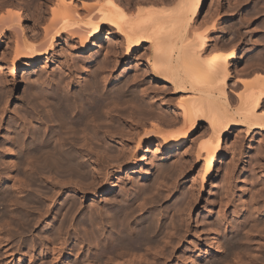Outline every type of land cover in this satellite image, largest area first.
<instances>
[{
    "label": "bare ground",
    "instance_id": "bare-ground-1",
    "mask_svg": "<svg viewBox=\"0 0 264 264\" xmlns=\"http://www.w3.org/2000/svg\"><path fill=\"white\" fill-rule=\"evenodd\" d=\"M25 1L27 3L25 2L22 7L18 2L0 0V51L2 50V53H0V135L4 130L6 134L8 133L4 137H7L5 144L0 145V251L2 252V254L0 253L2 255L0 256V262L16 264L17 261V264H23L25 256L28 257L29 255L31 256L30 258L28 257L30 263H35L36 261L42 263L40 256L43 257V254L40 255V253V256H37L36 253L33 254L32 251L34 249L31 251V255L27 251L28 249L24 250L27 251V254L29 252L28 255L23 254L21 249L13 253L11 250L15 251L14 247L18 243L17 245L13 243L15 244L14 247L8 250L9 248L7 247L10 245H8L9 241L7 240L13 239L16 234L17 236L22 235V233L28 234L27 232L38 226L39 219L42 220L43 217L41 218V215L38 214L42 200L38 201V197L35 194L43 195L47 185L42 187V184L40 185L42 181L39 182V179L44 182H50L53 188L57 186L59 188V191H57L60 192L64 187L71 184L70 182L72 181L69 182L68 179V184L65 180L68 176H79L81 180L80 178L78 180L81 183L84 181L82 177L87 178L89 173L87 169L89 167L86 169L85 162L79 159V152L81 151L84 152L87 161L91 163L90 167L93 170V174L90 171L92 174L91 181L96 182V184L93 186L89 182L91 186L87 184L86 187L89 186L90 188L85 189L84 184L80 185L81 183H78V180L76 181L77 177L76 179L74 177L73 180L75 179V181L73 183L76 182L79 186L75 185L76 183L72 184L74 185L72 189L78 192L82 198L86 194H90L92 198H95L99 196V192H102L104 194L103 197L107 199L114 194L113 198H111L112 200L107 199L98 211L99 225L97 223L98 226H95L97 229L99 227L102 229V234H99L101 232L100 229L98 233L97 229H92L90 227L91 224H89L92 223L91 221L96 220L94 218L96 211L91 214V218L88 216L90 221H88L87 216L85 218L90 226L85 224L86 220H83L84 218L80 220L81 225L85 224L86 228L90 227L88 229L94 230L93 232L91 231L93 235L95 231L96 234L98 233L97 236L101 235V238H97L99 241L101 240V245L104 246V249L115 250L113 252L116 254L121 250L118 253L119 255L124 253V256L129 255L135 260V255L144 253V255L138 256L139 259L146 256L147 253L149 255V252L152 251L148 249H150L151 245L156 244V241L165 240L162 242L164 248L160 246L161 252L158 249L159 246H157L159 242L153 245L158 247L157 249L151 247L155 254L159 250L161 254L158 253L162 255V248L165 249V247H168V251L171 250L173 254L176 247L193 236L195 239L193 243L189 244V250L196 251V249H200L202 250L201 253L203 252L202 254L207 258H210L211 254H218L220 257L215 258L218 259L216 261L220 259V262L225 259L233 261L235 264H247L248 262L252 264L251 262H256L257 258L263 255L259 254L264 249V237H262V235L264 236V209L261 210L264 205L262 204L261 208L255 205L256 200H258L256 195L261 193H256L254 198H252L249 188L248 190L246 189L249 194L248 198L241 201L239 205V207L241 206L240 215L238 214L239 212H234V215L237 216V222L234 224V220L231 218L228 219L232 222H228L227 214L221 213L223 210H221V207L224 203L223 199L225 200L223 205L225 209L229 205L228 203H231V201L228 202L227 198L234 189L243 188H240L242 182L236 187L240 179L238 175L240 174L243 178V176L248 174L244 175L246 171L244 166L248 153L253 149L252 142L257 133L261 136V139L259 146L253 149L254 160L252 162L254 163L251 171H253L254 175L250 176L251 183H249L252 187V178L262 179L261 184L257 182L261 185H259L260 187L258 186L259 189H255L261 190L259 192L264 194V23L263 25L261 24L262 27L261 25L259 26L261 27V30H259L261 36L255 43L254 39L251 40L254 31L251 28L252 13H250L252 17L248 15L250 18L247 17L248 20L246 21L242 18L244 15L241 18L237 14L232 16L230 22H228L230 25L222 28L224 30L222 37L227 39V42H225L228 45L227 47H229L228 51H224L226 49L221 50L224 47L220 48L223 41L222 37H218L219 34L217 36L213 34L216 37L210 41L208 32L201 30V27H204L205 24L203 25V22H201L202 25L197 24V18L206 0H171L170 3L174 1L172 9L165 5L158 7L143 6L146 2L147 4L149 3L148 0H145L146 2L142 3L141 7L140 4H138L139 6L136 5L138 7L134 12H131L130 0ZM158 1L163 4V0ZM240 1L241 5L247 2L245 0V2L243 0ZM150 2L152 1L150 0ZM226 4L228 6V3ZM232 5L235 4L232 3ZM262 9L264 7L261 8V13L263 12ZM215 19H212L210 25H208L212 30L217 26L215 25ZM219 27L221 28V26ZM104 34L107 35L109 43L99 50L98 56L102 55L101 57L103 58L102 65L106 64V62H110L111 64L109 63V65H117L119 58L123 57L131 60L135 56L141 62V67H143L141 69L143 73L141 74H144V76L149 75L161 87L152 83L153 85H151H156L158 89L150 90L151 88H147L148 85L150 86L149 81L146 87L145 84L147 83L144 84V88H147L150 92L147 89H143L140 92L141 89H139L140 95V93L136 92L137 88H135L136 90L131 88L133 84L127 80L128 77L125 75V77L112 81L105 80L104 74L102 77L98 76L101 72L98 73V66H95V61L86 66L85 69L83 68L84 70H81L82 75L85 74L84 80L80 82L77 78L78 82L74 87L70 83H73L75 79L73 81L69 79L71 82L67 80L69 83H65V85L62 83L64 81L62 76L59 82L56 78H51L50 81H46V77L44 79L48 66L55 64L63 69L68 66L66 60L64 61L67 52H70V54H84L91 47H97V43L102 42V35ZM250 41H253L254 45L253 47L251 46L249 56H246L247 67L243 68L238 63V53L241 51V46L251 44ZM257 46L261 47L262 53L260 51L259 53L257 52ZM89 63L91 62L89 61ZM37 65H42L43 67L41 68H44V70H35ZM77 66L78 64L74 68L81 69L77 68ZM18 70L25 72L24 74H30L33 79V83L25 84L26 87H24L22 92L24 95L22 94L21 97L18 96V87L15 83V74ZM137 72L134 75H139ZM107 74L109 73L107 72ZM114 77L113 79L116 78ZM58 78L60 77L58 76ZM81 78L83 79V77ZM135 78L133 77V79ZM60 82L64 86L63 88ZM155 88L152 87V89ZM146 90L152 94L155 101L153 98L152 100L147 98L149 94H146ZM15 103L21 105L23 108L22 112L21 110H19L20 112L17 111L16 116L12 117V121H4L5 116L11 112L10 106ZM113 111H115L114 116L111 114ZM166 114L169 115V118L167 117L169 120H166ZM233 133L236 135L235 140L230 147L223 148L224 141L229 139ZM85 139L87 142L84 141ZM89 140L92 143L89 144ZM152 144H156L154 152L158 156V161L154 163L155 160H150V165L152 164L149 168L150 172L142 173V169L140 171L138 169H140V163L145 157L146 151L144 148L145 146L150 147ZM100 146L102 149H100ZM173 152L181 153L180 156L182 157H179V161L172 160L174 157L172 156ZM6 169L9 170V173L8 171L6 172ZM135 173L141 174L138 179L143 181L137 184L134 183L135 186L129 183L132 191L123 192L124 190L120 189L123 193H117L116 187H118L119 183L125 179L131 180ZM57 175L59 177L62 176L65 180L63 182L61 177V179L58 178V180L62 181L61 184L64 183L67 186H62L58 183L59 181L54 178H57ZM165 179H172L173 184L171 183V185L174 188H177L179 182H185L190 185L189 187L186 185L188 187L186 190L185 188L183 191L178 190V197H176V200H172L174 204L163 213L159 209L170 194L168 183L171 182L167 181V183ZM246 179L245 183L247 182ZM210 180V188L208 189H210L212 199H209V202L204 203L206 205L202 207L200 195ZM254 182L253 184L256 183ZM121 186L119 187L123 188ZM254 187L255 185L252 188L254 189ZM49 190L46 191L48 192ZM46 191L45 193H47ZM261 195L259 196L260 198ZM238 196H236V199H238ZM229 197L231 198V196ZM49 198L52 200L54 196L50 197L48 194ZM51 200L50 202H52ZM260 200L263 201V198ZM70 202L68 201L66 207L64 204L63 209L61 207L60 210L63 211L61 212V217H63L54 222L56 223L55 226L52 223L51 225L47 224L45 237L47 234L50 235L55 229L59 233L61 228L66 227L72 221L71 219L75 216L76 209L79 206L78 203H72L71 200ZM236 203H239V201ZM260 203L257 202L256 204L260 205ZM44 204L46 205L45 202ZM42 206L44 205L42 204ZM217 207H219V210L218 215H216L219 217L222 214L221 223L219 221L220 224L218 221H215L216 223L213 220L214 223L207 221L206 223L210 222L211 224H204L202 230L198 227L201 224V219L199 220L200 224H198L197 220H195V226L192 224V216L190 214L194 210L209 208V216L213 214ZM236 208L238 209L237 206ZM42 209L40 213L46 212L47 207L46 209L44 208L45 210L43 209L44 211ZM37 214L40 216L39 219L38 216L36 218ZM216 215L212 219L217 217ZM76 227L74 226V228ZM79 227L82 230L84 226ZM79 227L76 229L79 230ZM61 232L63 231H60V234ZM83 232L85 231L83 230ZM203 232L209 233L212 238V241L208 240L211 242L208 245H201V242L203 240L205 244L208 243L206 241L209 237H204V235V238L197 236V234L199 235ZM12 233L15 235L5 240V237L10 236ZM81 234H79L80 238H82ZM86 235L84 236L85 238L87 237ZM59 236L61 235L58 234ZM76 236L78 235L76 234ZM54 237L55 240L57 236ZM64 238L62 240L59 237L57 241H65ZM172 238L176 240V243L173 241L174 244H170L172 243ZM51 239L53 240V237ZM45 240L47 241L48 239L45 238L44 242ZM81 240L80 242L82 243ZM90 240L93 239L90 238ZM90 240L88 242L89 245L91 242L93 243ZM85 242L87 243L86 240L83 241V243ZM25 243H27V247L31 244V242L30 244L29 242H24L23 245ZM254 244L256 246L255 250L252 249ZM60 245H55V248H53L51 242L52 248L47 249V253L45 251L46 256L50 258L49 262L46 260V263L66 264L65 257L68 255L61 256L62 248L65 246H61V248ZM101 245L99 244L100 247ZM142 249H146L149 252L145 254L143 251L141 253ZM116 250L118 251L116 252ZM78 251L79 249L76 252H71L77 255ZM100 251L101 253L103 252L102 254L108 252L102 251V248ZM168 251L166 250V253ZM113 252L111 254H114ZM159 254L156 255L159 256ZM107 255L105 257L108 259ZM119 255H117V258ZM123 255L121 256L123 257ZM15 256H18L16 261ZM60 256L61 258H59ZM88 256L90 257V254ZM111 256L109 260L112 258ZM129 256L123 258L128 260ZM164 256L165 254L161 257ZM201 256L197 257V261L202 262L204 260ZM229 256L230 258L232 256L234 260L232 258L230 260ZM75 257H72V259ZM185 257H180L179 261L184 259V262H187L188 258ZM114 258L116 260V256ZM114 258L110 262L115 261ZM215 258H213L214 261L211 258L207 263H204V261L203 263L215 264ZM90 259L93 258L91 257ZM136 259L138 258L136 257ZM142 259L146 260L147 257ZM166 259L169 260L168 257ZM117 260V264L122 261V259L121 261ZM147 260L145 261L147 264L148 262H154L151 260L147 262ZM228 260L227 263L222 262V264H229ZM92 261L94 262V260ZM135 261L138 262V260ZM157 262L161 263V260ZM192 262V260L191 262L189 261V264ZM99 263H101V260ZM111 263L115 264L114 262ZM134 263L136 264V262ZM67 264L69 263L67 262ZM73 264L77 263L73 262ZM137 264H141V262Z\"/></svg>",
    "mask_w": 264,
    "mask_h": 264
},
{
    "label": "rangeland",
    "instance_id": "rangeland-1",
    "mask_svg": "<svg viewBox=\"0 0 264 264\" xmlns=\"http://www.w3.org/2000/svg\"><path fill=\"white\" fill-rule=\"evenodd\" d=\"M10 1H14V2H18L19 0H10ZM135 1V2H134ZM137 1V2H136ZM147 1V0H146ZM145 0H143V2H142V0H130V6L132 7H130L131 8V12L133 11H135L136 10V8L139 6L138 4H140V7L142 6V3H145L146 2ZM152 2H150V0H148V4H147V2H146V4H143V6L145 5V6H155V7H158V6H163V5H165V6H169L168 8H170V9H172V7H174V1H172V3H170V1L171 0H163V4H161L158 0H151ZM156 1H157V3H156ZM168 1V2H167ZM211 1V2H210ZM238 1V2H237ZM240 0H206L205 1V3L203 4V7H202V9H201V12H200V15H199V17L197 18V24H201L202 25V23L201 22H203V25L205 24V26L203 27H201V30H203V31H207L208 32V38H209V40L210 41H212V40H214V38L218 35V37H222V35H223V32H224V30H222V28H223V26H228V25H230V23H228V22H230V19H231V17L232 16H235L236 14H237V16H240V18L242 17L243 18V20L244 21H246V20H248L247 19V17H248V15L250 16V17H252V15H253V17L251 18L252 20H251V28H253L254 29V31H253V35H252V37H251V40L252 39H254L253 41H255V43L257 42V39L261 36V32L259 31V30H261V27H262V25H263V23H264V21H261V20H264V19H261V18H264V9H262L263 10V12L261 13V8L262 7H264V0H245V1H247L245 4L243 3V5H241V1L239 2ZM244 0H243V2H245ZM27 3V1H19L18 3H19V5L20 6H24L25 4L24 3ZM139 2V3H138ZM155 2V3H154ZM159 2V3H158ZM238 4H236V3ZM261 2H263V3H261ZM23 3V4H22ZM165 3V4H164ZM226 3H228V6H226L227 4ZM232 3H234L235 5H232L231 6V4ZM261 3V4H260ZM133 6H132V5ZM153 4V5H152ZM155 4V5H154ZM157 4V5H156ZM168 4V5H167ZM173 4V5H172ZM263 4V5H262ZM136 5H138V6H136ZM171 5V6H170ZM256 5V6H255ZM133 7H135L134 9H133ZM227 7V8H226ZM231 7H233V8H231ZM234 7H236L235 9H234ZM241 7V8H240ZM229 8H231V9H229ZM233 9V10H232ZM253 10H255L254 12H253ZM250 11V12H249ZM259 11V12H258ZM256 12V13H255ZM224 13V14H223ZM231 13V14H230ZM247 13H249V14H247ZM250 13H252V15L250 14ZM258 13V14H257ZM260 13V14H259ZM230 16H229V15ZM219 15V16H218ZM257 15V16H256ZM211 16V17H210ZM246 19H245V18ZM250 17H248V18H250ZM216 18V19H215ZM212 19H215L216 20V23H218V24H216L215 23V25H217V26H215L214 28H213V30H212V28L210 29L209 28V26L208 25H210V22L212 21ZM217 20H218V22H217ZM199 21H200V23H199ZM222 24V25H221ZM262 24V25H261ZM206 25H207V27L209 28H207L206 27ZM261 25V27H259ZM219 26H221V28L219 27ZM217 27V28H216ZM207 28V29H206ZM219 28V29H218ZM260 28V29H259ZM215 30V31H214ZM256 30V31H255ZM258 30V31H257ZM211 31V32H210ZM209 32H210V34H209ZM214 32V33H213ZM257 33V34H256ZM216 35L215 37H214V35ZM212 37H213V39H212ZM255 37V38H254ZM106 38H107V35L106 34H104V35H102V42L101 43H97V47H91L86 53H84V54H77V53H75V54H70V52H67V55H66V57L64 58V61L66 60V62L68 63V66H66V67H64L63 69H61V68H59L57 65H55V64H53V65H50V66H48L47 67V70L49 71H47L46 73H45V75L46 76H44V79H46V81H50L51 80V78H56L57 79V81L59 82V80L60 79H62V80H64L62 83H64L63 85H65V83H69V82H71V81H73L74 79H75V81H73V83L71 82L70 84L72 85V87H74L75 85H76V83L78 82V80L81 82H83V80H84V76H85V74L84 75H82V69L84 68L85 69V67L86 66H88V65H90V64H92V63H94V61L96 62V64H95V66H98V73L99 72H101V73H99V75L98 76H103V74H104V79L105 80H107V81H112V80H116V79H118V78H120V77H128L127 78V80L129 81V82H131V84H133L132 86H131V88H133V90L135 89V88H137V93H140L143 89H147V88H151L150 90H156V89H158V87L156 86V85H159L160 86V84L159 83H157V82H154L153 81V79H151V77L149 76V75H145L144 76V74L142 75L141 73H143V71H141V69L143 68V67H141V65H140V63L141 62H139L136 58H135V56H133L132 58H131V60H127V59H124L123 57H121V58H119L118 60H117V65H114V64H112V65H114V66H112V65H109V63L108 62H106V64H103L104 66L106 65V67H104L103 65H102V60H103V58L101 57L102 55H100V56H98V54H99V50H100V48H103L107 43H109V41H108V38H107V40H106ZM222 40V42H221V45H220V48L221 47H224V48H221V50L223 49H226V50H224V51H228V49H229V47H227L228 45H227V39L224 37H222L221 38ZM225 39V40H224ZM259 40V39H258ZM226 41V42H225ZM253 41H250L251 42V44L249 43L247 46H241V51L238 53L239 55H238V63H239V65L241 66V67H243V68H246L247 67V58H246V56L248 57L249 56V54H250V49L253 47V45H254V43H253ZM224 42V43H223ZM111 45V44H110ZM252 46V47H251ZM227 47V48H226ZM247 47H249V48H247ZM257 48H258V50H257V52L259 53V51H260V53H262L261 52V47L259 46H257ZM256 48V49H257ZM247 51H246V50ZM249 50V51H248ZM2 51V50H1ZM0 51V53H2ZM69 54H70V56H69ZM135 58V59H134ZM101 60V61H100ZM89 61L91 62V63H89ZM100 61V62H99ZM138 62H139V64H138ZM67 63H66V65H67ZM73 63V64H72ZM76 64H78V66H77V68H81V69H76V68H74V67H76ZM102 66H101V65ZM111 64V63H110ZM69 65H70V68H69ZM110 66H112V67H110ZM41 67H43L42 65H37L36 66V68H35V70H39V71H43L44 70V68H41ZM68 67V68H67ZM105 68V70H107V71H105L104 70V68ZM103 68V69H102ZM67 69H70V70H67ZM83 69V70H84ZM113 69V70H112ZM76 70V71H75ZM111 70V71H110ZM138 70H140V71H138ZM38 71V72H39ZM68 71V72H67ZM69 71H71V72H69ZM138 71V72H137ZM63 72V73H62ZM65 72H67L66 74H65ZM81 72V73H80ZM104 72V73H103ZM109 73V74H107L106 75V73ZM139 73V75H134L135 73ZM25 72H22L21 70H18L17 71V73L15 74L16 75V84H17V89H18V96H22V92H23V89H24V87H26V85H28L29 83H33V79H32V77L30 76V74H24ZM49 73V74H48ZM0 74H1V71H0ZM55 74V75H54ZM72 74V75H71ZM121 74V75H120ZM51 75H52V77H51ZM68 77H67V76ZM74 75V76H73ZM123 75V76H122ZM125 75V76H124ZM134 75V76H133ZM54 76V77H53ZM58 76L60 77V78H58ZM61 76H62V78H61ZM83 77V79L81 78V77ZM116 78H115V77ZM137 76V77H136ZM138 76H139V78H138ZM147 76V77H146ZM46 77V78H45ZM75 77V78H74ZM113 77L115 78V79H113ZM133 77L135 78V79H133ZM31 78V79H30ZM78 78V80H76ZM132 80H130V79ZM142 78V79H141ZM149 78V79H148ZM49 79V80H48ZM71 81H70V80ZM82 79V80H81ZM139 79V80H138ZM141 79V80H140ZM147 81H146V80ZM67 80L69 81V82H67ZM135 80H136V82H135ZM134 81V82H133ZM139 81V82H138ZM150 81V82H149ZM141 82V83H140ZM147 82H149L150 83V86L148 85L149 83H147ZM61 82H60V85L62 84ZM140 85H139V84ZM145 83H147V84H145ZM156 84V85H154V86H152L153 84ZM26 84V85H25ZM36 84V83H35ZM135 84V85H134ZM144 84H145V87H146V85H148L147 86V88H144ZM152 84V85H151ZM37 85V84H36ZM63 85H61L62 86V88L64 87ZM137 85V86H136ZM143 85V86H142ZM60 86V87H61ZM140 88H139V87ZM153 88H155V89H152V87ZM161 87V86H160ZM160 87H159V89H160ZM39 88L41 89V87L39 86ZM139 89H141L140 90V92H138L139 91ZM136 90V89H135ZM148 90V89H147ZM146 90V91H147ZM150 90H148L149 92H150ZM147 91V93L146 94H149V95H147L148 97V99L149 98H151L150 100H152V98H153V96H152V94L151 93H149ZM24 95V94H23ZM140 95H141V93H140ZM153 100H154V98H153ZM155 101V100H154ZM10 109H11V112L9 113V115L7 114L6 116H5V118H4V121H6V122H8V121H12L13 119H12V117H15L16 116V113H17V111L18 112H20L19 110H21V112H22V110H23V108L21 107V105L19 104V103H15V104H12L11 106H10ZM16 111V112H15ZM13 112H14V114H13ZM114 113V114H113ZM113 113L111 112V114H112V116H114L115 115V111H113ZM11 115V116H10ZM169 118V115L168 114H166V120H169L168 118ZM8 135V133L6 134V131L4 130V131H2L1 132V135H0V145L2 144H5V142H6V138H4L5 136H7ZM235 137H236V135H235V133H233L232 135H230V138L229 139H227V140H225L224 141V144H223V148H225V147H230V145H231V143L235 140ZM261 136L257 133L255 136H254V139H253V142H252V145H253V149H255V148H257V146H259V143H260V138ZM6 139V140H5ZM82 141V140H81ZM85 142H87V140L85 139L84 140ZM84 142V143H85ZM88 143L90 144V143H92V141H88ZM1 145V146H2ZM101 147V146H100ZM99 147V148H100ZM155 148H156V144L154 145V144H152L150 147H147V146H145V148H144V150L146 151L145 152V157H144V159H143V161L140 163V169H138V171H140L141 169V171H143L142 173H146V172H150V166L152 165H150V163H151V161H154V163L155 162H157L158 161V156H156V153L154 152L155 151ZM100 149H102V147L100 148ZM253 149L252 150H250V152L248 153V156H247V159H246V164H245V172H244V175H246L247 173V175L246 176H243V178H242V176H240V174L238 175L239 176V178L242 180H238V185H236V187L237 186H239L240 184H241V182H242V184L240 185L241 187L240 188H242V189H239V188H236V189H238V190H236V189H234V191H232V193H234L233 195H232V193L230 194V195H228V198H227V200H228V202H230L231 201V203H228L229 205H227V207H226V209H225V207L223 206L224 205V203H225V200L223 199V201H224V203H223V205H222V207H221V213L222 212H224L225 214L224 215H226L227 214V216H226V218H227V220H228V222L230 221V219H228V218H231L232 220H234V222H233V224L235 223V222H237V216H235L234 215V212L235 211H237V212H239L238 214L240 215V212H241V209H240V207H239V205H240V203H241V201H243V200H246L247 198H248V188H249V193H251L252 195V198H254V195H256V193L257 194H259V193H261L262 195H264L263 194V192H259V191H261V190H257V189H259L258 188V186L262 183V179H260V178H258V179H256V177H254V178H252L253 180H252V184L251 185H255V187H254V189L250 186V181H251V175L253 174L252 172L253 171H251L253 168H252V165H253V163L254 162H252V160H254V157H253V155H254V153H253ZM180 153V152H179ZM179 153H177V152H173L172 153V156H174V157H176V158H178L177 160H176V158H172V160L174 159V161H179V159L182 157V156H180L181 155V153H182V151H181V153L179 154ZM79 159L80 160H83V162H85L84 164H85V166H87L86 167V169L88 170L87 172H89L88 173V176H87V178H83L82 177V180L84 179V181H82V183L78 180L80 177L78 176L77 177V175L76 176H74L75 177V179H76V177H77V179H76V181L78 182V183H81L80 185H82V184H84V187H86V185L88 184L89 186H91V185H95L96 184V182H92L91 180H92V174H93V170H92V167H90V165H91V163L89 162V161H87V159L85 158V156H84V152L83 151H81V152H79ZM253 154V155H252ZM180 157V158H179ZM252 157H253V159H252ZM84 159H86L85 161H84ZM151 160V161H150ZM88 163H87V162ZM222 161V160H221ZM221 163V162H220ZM222 163H224V161H222ZM218 165H220L219 163H218ZM8 171V173H9V170H7L6 169V172ZM90 171H91V173H90ZM89 175H91V176H89ZM138 175V176H137ZM140 175L141 174H137V173H135L132 177H131V180H133V181H131L130 179V181L128 180V179H125L123 182H121V183H119V185H118V187L119 186H121V187H123V188H118V187H116L117 188V193H123V192H125V191H127V190H130V191H132L131 190V187H130V184H137V183H140L141 181H143V180H141V179H138L139 177H140ZM254 175V174H253ZM252 175V176H253ZM58 176V175H57ZM249 178H248V177ZM61 178H62V176H60ZM59 176L56 178V177H54L57 181H59L58 183L60 184V185H62V186H67V185H65L64 183L63 184H61L62 183V181L61 180H58V178H60ZM68 177H70V176H68ZM66 178V177H64V178H66L65 180H66V182H68V179H69V182L70 181H72V182H70L71 184L70 185H68L67 187H64V189L62 190V191H60V192H58L59 191V188L57 187V186H54L55 188H53V186H52V184H50V182L48 183V181H43V180H41V179H39V182L40 181H42V183H40V185L42 184V187H44L43 185H45V187H46V185H47V188H45V190H44V193H45V191L46 190H49L48 192H50V191H53V192H50V193H48L47 191V193H45V195H44V193H43V195H44V197H43V195H41V194H35L37 197H38V201H40V200H42L41 201V203L44 205V206H42L41 207V205H40V208L42 209H46V207H47V210H46V212L44 211V212H41V213H43V214H41L40 213V210H39V215H41V218H42V220L41 219H39V217L40 216H38V214L36 215V218H37V216H38V219H39V223H38V226H36V227H34L33 228V230H31L30 232H27L28 234H26V233H22V235L20 236H17V234H16V237L14 236L15 234L14 233H12V234H10V236H7V237H5V240H7L6 238H10L11 236L13 237L14 236V238L12 239V238H10L9 240H7V241H9L8 242V245H12L13 243H15L16 245H17V243H18V245L17 246H15L14 247V245L15 244H13L11 247L9 246V247H7V248H9L8 250H11L12 249V247H14V250L15 251H13V249L11 250L13 253H15L16 251H20V249H21V251L23 252V254L25 253V255H28L29 254V252H30V255H31V253L33 252V254H35L36 253V255L37 256H40V255H42L43 254V257H44V260H43V257L42 256H40L41 257V262L42 263H40L39 261H36L35 263L36 264H38V262H39V264H43L44 262H45V264H49V263H46L47 261L46 260H48V262H49V259L50 258H48L47 256H46V253H47V249H49L50 247H51V242H52V246H53V244H55V245H60V247L62 246V247H64V248H62V252H61V256H65V255H68L67 257H65V260L69 263V264H73V262L74 263H79V262H81V263H79V264H83V263H85V264H88L89 262H92V263H89V264H98L99 262H100V260H101V263H99V264H113V263H111V262H114L115 264H117L116 263V260L117 259H120V260H117V261H121V259H122V261H123V257H128L129 255H126V256H124L125 254L123 253V251H122V253L124 254H121L120 253V255L118 254L119 252H121V250H119V252H117L118 250H116V252H117V254L116 253H114L115 252V250H111L114 254H111L112 252L111 251H109V250H106V249H104V246H102L101 244H102V242H101V240L99 241L98 240V238L97 237H100L101 235H99V236H97V234L99 233V229H100V227L97 229V227L96 226H98L99 225V213H98V211L101 209V207L104 205V202L108 199V200H110L111 198H113V195L114 194H112L111 195V197L109 196L107 199H105L106 197H103L104 196V194L101 192H99V196L98 197H95V198H92L91 196H90V194H86L83 198H82V196H79V194H78V192H76L75 190H73L72 189V186H74V185H72V184H75L76 182H74L73 183V181H75V179L73 180V176L72 177H70L71 178V180H70V178ZM91 177V178H90ZM60 178V179H61ZM246 178H248V179H246ZM63 179V178H62ZM244 179V180H243ZM245 179H246V183H245ZM256 179V180H255ZM54 181V182H57V181ZM64 179H63V182L65 181ZM80 180H81V178H80ZM212 180V179H211ZM211 180L206 184L207 186H206V188L204 189V191H202V193H201V195H200V202H201V206L203 207L204 205H206V204H204V203H206L207 201L209 202V199H212V196L210 195V189H208V188H210V182H211ZM257 180H259V181H257ZM126 181V182H125ZM129 181V182H128ZM165 181L167 182H170V183H168V186H170L169 188H170V194L168 195V197L165 199V203L163 202L162 203V207L159 209V211H163V213H164V211L167 209V208H170V206L172 207V205L174 204V200H176V197H178V195L179 194H177L178 193V190H180V191H183V189L185 188V190H186V188H188L189 187V185H188V183H185V182H179L178 184H177V188H176V190H175V188L171 185V183L173 184V182H172V179H165ZM164 181V182H165ZM240 181V182H239ZM253 181H255L254 183L255 184H253ZM69 182H68V184H69ZM92 183L91 185H90V183ZM133 182V183H132ZM250 182V183H249ZM260 183V184H258V183ZM57 183V184H58ZM130 183V184H129ZM167 183H165L166 185H167ZM50 184V185H49ZM67 184V183H66ZM124 184V185H123ZM135 184L133 185V186H135ZM164 184V185H165ZM243 184H244V186H243ZM60 185H58V186H60ZM75 185H78L79 186V184H75ZM131 185V186H132ZM165 185V186H166ZM186 185H188V187L186 186ZM89 186H87L85 189H88V187ZM246 186H247V188H246ZM249 186V187H248ZM261 186V185H260ZM259 186V187H260ZM82 188H84L83 186H81ZM171 187H173V188H171ZM56 188H58V189H56ZM90 188V187H89ZM126 188V189H125ZM255 188H257V189H255ZM7 189L9 190V187L7 186ZM56 189V190H55ZM69 189V190H68ZM73 191H72V190ZM120 189H122V191L123 192H121V190ZM247 189V190H246ZM255 190V191H258V192H253V190ZM58 190V191H57ZM119 190V191H118ZM173 190V191H172ZM184 190V191H185ZM244 190H246V192H244ZM250 190H252L251 192H250ZM11 191V190H10ZM75 191V192H74ZM161 191H163V190H161ZM240 191V193H238ZM58 193V194H56V193ZM172 192V193H171ZM243 194H242V193ZM254 194H253V193ZM40 193H42L41 191H40ZM47 194V195H46ZM48 194H49V196L51 197V196H54V198H52V200L49 198L48 199ZM52 194H54V195H52ZM162 194V193H161ZM238 194H241V195H239L238 196ZM261 194H259V195H256V196H258V200H256L257 202H261L260 203V205L259 204H256L255 202V205H257L256 207H258V208H261L263 205H264V196H262ZM39 195V196H38ZM163 195V194H162ZM174 195V196H173ZM175 195H177V196H175ZM261 195V198H263V201L262 200H260L259 201V199H261L259 196ZM41 196V197H40ZM45 196H46V198L48 199H46L47 201H48V203H47V201L45 200ZM77 196V197H76ZM229 196H231V198H235L236 199V196H238V199H236V200H238L239 201V203H236V202H238V201H236L235 199H231ZM241 196V197H240ZM247 196V197H246ZM245 197V199H243ZM42 198V199H41ZM170 198H172V199H170ZM249 198H251V197H249ZM252 198H251V200H252ZM256 198V197H255ZM53 199H54V201H53ZM75 201H74V200ZM206 199H208V200H206ZM231 199V200H230ZM257 199V198H256ZM50 200L52 201V202H50ZM70 200L72 201V203H78V208L76 209L77 210V212H75V216L73 217V219H71L72 221L71 222H69L67 225L69 226V228H68V226L66 225V227H63V228H61L60 229V231H63V232H61V234H60V231H59V233H57L58 232V230L56 231V229L50 234V235H46V237H45V233H46V227H48L47 226V224L48 225H51V223H52V225H54L55 226V224L56 223H54L55 221H58V219L61 217V215H62V213L61 212H63L62 210H60L61 209V207H62V209L64 208V206L66 207L67 206V204H68V201L70 202ZM112 200V199H111ZM173 200V201H172ZM46 203V205L44 204V202ZM79 201V202H78ZM170 201V202H169ZM234 201H235V203H234ZM50 202V203H49ZM60 203V204H59ZM71 203V202H70ZM203 203V204H202ZM234 203V204H233ZM48 204H50V206H48ZM62 204V205H61ZM65 204V205H64ZM169 204V205H168ZM171 204V205H170ZM236 204H238V205H236ZM263 204V205H262ZM64 205V206H63ZM168 205V206H167ZM233 205V206H232ZM234 205H235V207H234ZM259 205V206H258ZM262 205V206H261ZM46 206V207H45ZM57 206V207H56ZM236 206L238 207V209L236 208ZM261 206V207H260ZM48 207H49V209H48ZM164 207V208H163ZM166 207V208H165ZM233 207V208H232ZM53 208V209H52ZM231 208V209H230ZM162 209V210H161ZM208 209V210H207ZM230 209V210H229ZM234 209V210H233ZM237 209V210H236ZM264 208H261V210H263ZM52 210V211H51ZM59 210V211H58ZM205 210V211H204ZM216 210H217V212H216ZM218 210H219V207H217L216 209H215V211H213V214H211V215H209L208 216V213H209V208H205V209H202V210H198V209H196V210H194V212H192L191 214H190V216H192L191 217V221H192V224H194V226H195V220H197L198 221V224H203V225H198V227H199V229L201 228V230H202V226H204V224H209L210 222L211 223H214L215 221L217 222L218 221V223H219V221H220V223H221V219H222V214H221V216H219V217H221L220 219H219V217L217 216L218 215ZM229 210V211H228ZM54 211V212H53ZM95 211H96V214H94L95 213ZM158 211V212H159ZM200 211V212H199ZM230 211H232L233 212V214H232V212H230ZM48 212V213H47ZM58 212V213H57ZM91 212V213H90ZM157 212V213H158ZM215 212V213H214ZM227 212V213H226ZM46 213V214H45ZM50 213V214H49ZM55 213H57V214H59L58 216H56L57 214H55ZM94 214L95 215V219L96 220H94V221H91L92 223H89V222H87V219H88V221H90L89 220V217L91 218L92 217V215L91 214ZM207 213V215H205ZM88 214V215H87ZM91 216H90V215ZM217 214V215H216ZM231 214H232V216H231ZM53 215V216H52ZM97 215V216H96ZM158 215H160L159 213H158ZM217 216V217H215V218H213L212 219V217L213 216ZM45 216V217H44ZM84 216V217H83ZM86 216H87V219H85L86 218ZM89 216V217H88ZM54 219H53V218ZM63 217V216H62ZM61 217V218H62ZM97 217V218H96ZM224 217V216H223ZM48 218V219H47ZM52 218V219H51ZM84 218V219H83ZM175 218H177V217H175ZM44 219V220H43ZM76 219V220H75ZM86 220V222H85V224H87V225H89V224H91V226L90 227H92V229H94V230H96V231H98V233L96 234V231L94 232L95 234V238H96V240H95V238H94V235H93V231L94 230H92V229H88V228H90V227H88V228H86V226H85V224H83V225H81V221L80 220ZM201 219V222L199 223V220ZM215 219V220H214ZM218 219V220H217ZM48 220H51V221H48ZM54 220V221H53ZM79 220V221H78ZM177 220V219H176ZM214 222H213V221ZM49 223H48V222ZM207 221H210V222H208V223H206ZM78 222H79V226H84L83 227V229L82 230H80V227L78 226ZM95 222V223H94ZM194 222V223H193ZM205 222V223H204ZM215 222V223H216ZM230 222H232V221H230ZM89 223V224H88ZM93 223H94V225H93ZM97 223H98V225H97ZM210 223V224H211ZM219 223V224H220ZM73 224H74V226L78 229V227H79V230H80V232L82 233H80L79 232V234H81L82 235V238H80L81 236L78 234V231L79 230H77L76 228H74V226H73ZM44 225H45V227H44ZM96 225V226H95ZM73 226V227H72ZM71 227V228H70ZM65 228H68V229H65ZM84 228H86V229H84ZM39 229V230H38ZM41 229H42V231H41ZM64 229V230H63ZM77 231H76V230ZM195 229V228H194ZM194 229H193V233H194ZM83 230L85 231V232H83ZM87 230H89L90 231V233L93 235H91L90 233H88L87 234V232H89V231H87ZM102 229H100V231H101ZM200 230V231H201ZM206 230V229H205ZM87 231V232H86ZM92 231V232H91ZM40 233V234H39ZM55 233V234H54ZM62 233H63V235H62ZM37 234H38V236H37ZM41 234H43L42 236H40ZM58 234L59 235H61V236H59L60 237V239H62L63 240V238H64V240L65 241H62V240H60V241H57V240H59V237H58ZM64 234H66V235H64ZM76 234L79 236V238H78V236H76ZM84 234V235H83ZM87 234V235H86ZM90 234V235H89ZM99 234H102V231L99 233ZM205 234H207V235H205ZM87 236L86 238L84 237V236ZM88 235H89V237L90 238H92L93 240H90V238L88 237ZM203 235H204V237L205 236H207V237H209L208 239H207V241L206 242H208V243H204L205 241H203L202 240V244L201 245H208L209 243H211V242H209V241H212V238H211V236H210V234L209 233H205V232H203L202 234H197V236L199 237V236H201V237H203ZM51 236V237H50ZM54 236H57L58 237V239H57V237H56V239L54 240ZM92 236V237H91ZM176 236H177V234H176ZM19 237H21V238H19ZM28 237V238H27ZM39 239H38V238ZM42 237V238H41ZM53 237V240L51 239ZM61 237H63V238H61ZM77 237V238H76ZM85 239H84V238ZM203 237V238H204ZM262 237H264L263 235H262ZM36 238V239H35ZM45 238H47L48 240L46 241L45 240V242H44V239ZM69 238V239H68ZM89 238V239H88ZM101 238V237H100ZM99 238V239H100ZM24 239V240H23ZM41 239V240H40ZM81 239H83V240H81ZM164 239V238H163ZM194 237L193 236H191V237H189L188 238V240L185 242V243H181L178 247H176L175 248V251H174V253L172 254V252H171V250L170 251H168V247H165V249H163L164 247H163V244H162V242L163 241H165V240H163L162 241V239H161V242H160V240L157 242L156 241V244H157V246H159V248L158 247H154L153 245H156V244H153V245H151V247H154L153 249H159L160 250V252H161V247H163L162 248V250H163V252H165V253H163L162 252V255H164L165 254V258L164 257H161L162 255H160L161 253L159 252V250L157 251V253L156 254H159V256H157L154 252H153V250L151 249V247H150V249H148L149 251H152V252H149L148 250H144V249H142L141 250V253L144 251L145 252V254L147 253V252H149V255H150V253H151V255L149 256V255H147L146 254V256H143V257H140V259H139V257L138 256H140V255H144V253H142V254H140V255H135L134 256V258H135V260H138V262L137 261H135L134 259H132V257H130L129 256V258H128V260H125L124 259V261H123V263H122V261H121V263L120 264H124V262H125V264H135L134 262H136V264L137 263H140L141 262V264H142V262L144 261V263L145 264H147L145 261L147 260V259H150L151 261H154L155 262V264H183V262H184V259L183 258H181V259H183V260H181V261H179V258L180 257H185V255H186V257L188 258V261L187 262H184V264H189V261L191 262V260L193 261L192 263H190V264H202L203 263V261H204V263H207V261H209V259L211 260V258H212V260L214 261V259L213 258H215V257H217V258H219L220 257V255H218V254H211L210 255V258L208 259L207 257H205L202 253H201V251L202 250H197L196 249V251H191V250H189L190 248H189V244L192 242H194ZM4 240V239H3ZM4 240V241H5ZM36 240V241H35ZM78 240H79V242H80V240L82 241V243H83V241L84 240H86L87 241V243L85 244V243H79L78 242ZM89 240H90V242L91 241H93V243L91 242L90 243V245H89ZM98 240V242H96ZM209 240V241H208ZM19 241V242H18ZM42 241V242H41ZM55 241H57V242H55ZM68 241V242H67ZM172 243H170V244H174L173 243V241H175V243H176V240L174 239V238H172ZM12 242V243H11ZM24 242H29V244H30V242H31V244H30V246L29 247H27V243H25L24 245H23V243ZM38 244H37V243ZM42 244H41V243ZM54 242V243H53ZM64 242V243H63ZM101 242V243H100ZM189 242V243H188ZM257 242V241H256ZM11 243V244H10ZM21 243V244H20ZM40 243V244H39ZM49 243V244H48ZM58 243V244H57ZM60 243V244H59ZM66 243V244H65ZM98 245H97V244ZM162 245H161V244ZM21 246H20V245ZM28 244V245H29ZM47 246H45V245ZM63 244H65V245H63ZM72 244V245H71ZM96 244V245H95ZM99 244L101 245V247L99 246ZM183 244V245H182ZM23 245V246H22ZM35 245V246H34ZM38 245H40V246H38ZM42 245V246H41ZM49 245V246H48ZM54 245V246H55ZM70 246V248H69V246ZM27 248H26V247ZM35 247V248H33V247ZM53 246V248H55ZM87 246V247H86ZM93 246H94V248H93ZM95 246H96V248H95ZM161 246V247H160ZM175 246V245H174ZM187 246H188V249H187ZM192 246V245H191ZM254 247H252V249L253 250H255V248H256V246H255V244L253 245ZM20 247V248H19ZM31 247V248H30ZM39 249H38V248ZM40 247H42V248H40ZM45 247V248H44ZM60 247H56V248H60ZM71 247H73V248H71ZM194 247V246H193ZM18 248V249H17ZM24 248V249H23ZM52 248V247H51ZM88 248H90V249H88ZM101 248H102V251L103 250H105V251H108V252H104V254H106L109 258H110V256L111 255H115L116 256V260H115V256L113 257V256H111L112 258H114V260L115 261H111L110 262V260H112V258L109 260V258L107 259L105 256L106 255H104V254H102L101 253ZM167 248V249H166ZM195 248V247H194ZM194 248H192V249H194ZM250 248V247H249ZM257 248H259L258 246H257ZM28 249V250H27ZM34 249V250H33ZM41 249V250H40ZM64 249V250H63ZM73 249V250H72ZM76 249V250H75ZM79 249V251L77 252V255H76V253H73V252H76L77 250ZM81 249V250H80ZM87 249V250H86ZM100 249V250H99ZM24 250H27V251H29L28 252V254H27V251H24ZM33 250V251H32ZM42 250H43V252H42ZM69 250H71V251H73V252H71V251H69V253H68V251ZM89 250V251H88ZM95 250V251H94ZM166 250L168 251L167 253H166ZM11 251H9V253H11ZM32 251V252H31ZM37 251H38V253H37ZM40 251V252H39ZM45 251H46V253H45ZM66 251V252H65ZM85 252V254H83L84 252ZM98 251H100L99 253H98ZM154 251H156V250H154ZM190 251V252H189ZM199 251V252H198ZM22 252H20L21 254H22ZM89 252V253H88ZM159 252V253H158ZM170 252V254H168ZM184 252H185V254H184ZM191 252H192V254H191ZM195 252V253H194ZM0 253L2 254V252L0 251ZM41 253V254H40ZM81 253V254H80ZM98 253V254H97ZM188 255H187V254ZM198 253V254H197ZM0 254V256H2ZM40 254V255H39ZM44 254H45V256H44ZM72 254V255H71ZM78 254H79V257H78ZM90 254V257L88 256ZM169 255V256H167V255ZM172 254V255H171ZM196 254V255H195ZM259 254V253H258ZM261 254H263L264 255V249L260 252V254L259 255H261ZM85 255V256H84ZM88 256V258H87V256ZM117 255H119L118 256V258H117ZM121 255H123V257L121 256ZM182 255V256H181ZM194 255V256H193ZM200 256V255H202L201 257L202 258H204V260L202 261V262H199V261H197V257L198 256ZM232 255V254H231ZM259 255H257L258 257H259ZM263 255H261L262 256V258H261V256H260V258H257L258 260L256 261V262H251L252 264H258V263H264V260H263ZM19 256V255H18ZM18 256H15V261H16V257H18ZM61 256L59 257V258H61ZM75 257V258H73L74 259V261H73V259H72V257ZM83 256V257H82ZM93 256H95V257H97V258H95V257H93ZM120 256H121V258H120ZM153 256H154V258L156 257V259L154 260V258H153ZM170 256H171V258H170ZM177 256V257H176ZM180 256V257H179ZM204 256V257H203ZM233 257H234V255H232ZM232 256H231V258H232ZM254 256H255V254H254ZM28 257L30 258L31 256H29L28 255ZM27 256H25V261H24V263L23 264H35V263H30V259L28 258ZM93 258V259H90V258ZM103 257V258H102ZM136 257L138 258V259H136ZM146 257H147V259H146ZM150 257V258H149ZM160 257V258H159ZM169 258V260L168 259H166V258ZM174 257H176V258H174ZM185 257V258H186ZM190 257V258H189ZM82 258H83V260H82ZM86 260H85V259ZM96 260H95V259ZM104 258H106V259H104ZM142 258H144V259H146V260H143ZM178 258V259H177ZM194 260H193V259ZM196 258V259H195ZM217 258H215V261L216 260H218ZM231 258H230V256H229V259L231 260ZM27 259V260H26ZM69 259V260H68ZM72 259V260H71ZM98 259H99V261H98ZM191 259V260H190ZM206 259H208V260H206ZM233 259V258H232ZM259 259H262V260H259ZM70 260H71V262H70ZM92 260H94V262L92 261ZM104 260V261H103ZM106 260V261H105ZM109 260V261H108ZM130 260H134V261H130ZM141 260V261H140ZM143 260V261H142ZM150 260H147V262L148 261H150ZM161 260V263L160 262H157V261H160ZM167 260V261H166ZM228 260V259H227ZM227 260L225 259L224 261H222L223 263H227ZM234 260V259H233ZM44 261V262H43ZM79 261V262H78ZM84 261V262H83ZM87 261H88V263H87ZM97 263H96V262ZM108 261V262H107ZM128 261V263H126ZM130 261V262H129ZM162 261H163V263H162ZM175 261V262H174ZM221 260L219 259V261H216V262H218V264H222V262H220ZM229 261V260H228ZM29 262V263H28ZM67 262H66V264H67ZM83 262V263H82ZM154 262L153 263H149L148 262V264H154ZM170 262V263H169ZM173 262V263H172ZM196 262V263H195ZM216 262H215V264H216ZM230 262V263H229ZM228 263L229 264H235V263H233V261H229ZM232 262V263H231ZM143 263V264H144ZM203 263V264H204ZM0 264H5V262H3V261H1L0 262ZM6 264H11V263H9V262H6ZM16 264H17V261H16ZM247 264H249V262L247 263Z\"/></svg>",
    "mask_w": 264,
    "mask_h": 264
}]
</instances>
